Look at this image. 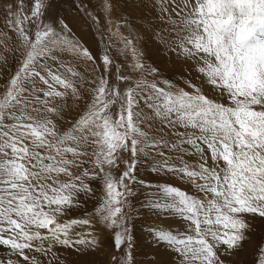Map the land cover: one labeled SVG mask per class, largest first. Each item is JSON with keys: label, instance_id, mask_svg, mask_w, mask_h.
<instances>
[{"label": "snow or ice", "instance_id": "6c2138e0", "mask_svg": "<svg viewBox=\"0 0 264 264\" xmlns=\"http://www.w3.org/2000/svg\"><path fill=\"white\" fill-rule=\"evenodd\" d=\"M27 2L0 0V69L14 68L0 89V264L96 249L97 215L112 264H135L126 209L137 185L141 208L170 221L152 231L173 264H225L245 217L264 218V0H140L159 8L143 19L187 66L176 78L141 62L131 33L124 48L137 59L97 58L66 25L42 23L47 0ZM84 59L98 61L87 78Z\"/></svg>", "mask_w": 264, "mask_h": 264}, {"label": "rangeland", "instance_id": "374dc122", "mask_svg": "<svg viewBox=\"0 0 264 264\" xmlns=\"http://www.w3.org/2000/svg\"><path fill=\"white\" fill-rule=\"evenodd\" d=\"M12 2L14 3V0ZM109 2L113 7L110 14L104 10L105 0H47L48 8L42 17V23L55 24L57 30L62 25H66L65 34L74 43L79 42L81 48H87L97 58L109 54L114 61L120 63L125 61L126 56L129 58V63L137 59V56L124 48L123 41L125 36L129 39L135 36L134 47L142 57L141 62L149 68L158 67L161 75L169 78H176L182 71H187V66L182 65L176 56L162 46L159 36L153 35L152 27L146 25L143 19V17L154 19L159 8L155 12L150 8H143L140 6V0H109ZM159 2L160 0H157V3ZM27 7H30V4L26 0ZM123 21H128L127 26H124ZM4 23L3 4L0 3V29L3 28ZM32 31L34 32L35 28H32ZM129 33L132 36H129ZM69 59L71 57L66 54L65 62L67 63ZM96 63L98 61L88 62L84 59L77 67L81 74L86 76ZM6 69V71L0 69V89L5 86L6 79L14 70L11 63ZM68 103L73 104L71 100ZM70 114L74 113L70 110ZM139 176L151 180L157 179L155 176L147 175L143 167L139 169ZM94 187L97 188V196H100L99 185ZM136 191L140 195L129 197L130 207L126 209L129 213V231L133 237L131 251L135 264H173L175 257L164 247L157 246L152 231L153 225L159 227L170 221L161 219V215L153 213L151 209H142L141 205L148 190L137 185ZM93 210L94 201H89L86 211L92 213ZM82 214L84 210L75 213V215ZM92 219L94 224L92 230L100 239L99 247L91 251L60 249L62 264H112V256L118 253L112 248L110 235L100 216H94ZM245 220L249 227L244 231V239L230 255L223 256L225 264H259L258 248L264 247V218L249 214ZM4 255L7 253L0 248V256ZM121 259L123 261V258Z\"/></svg>", "mask_w": 264, "mask_h": 264}]
</instances>
